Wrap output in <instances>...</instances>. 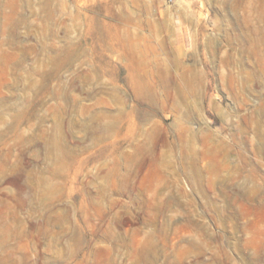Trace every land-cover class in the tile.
Returning <instances> with one entry per match:
<instances>
[{
    "label": "rangeland",
    "instance_id": "374dc122",
    "mask_svg": "<svg viewBox=\"0 0 264 264\" xmlns=\"http://www.w3.org/2000/svg\"><path fill=\"white\" fill-rule=\"evenodd\" d=\"M0 264H264V0H0Z\"/></svg>",
    "mask_w": 264,
    "mask_h": 264
}]
</instances>
